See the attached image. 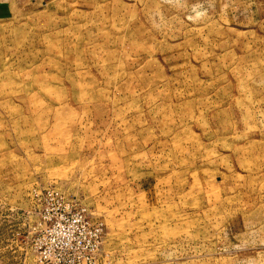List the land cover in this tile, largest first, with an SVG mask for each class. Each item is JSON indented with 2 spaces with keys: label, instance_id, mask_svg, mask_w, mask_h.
<instances>
[{
  "label": "rangeland",
  "instance_id": "1",
  "mask_svg": "<svg viewBox=\"0 0 264 264\" xmlns=\"http://www.w3.org/2000/svg\"><path fill=\"white\" fill-rule=\"evenodd\" d=\"M61 211L85 264H264V0H0V264Z\"/></svg>",
  "mask_w": 264,
  "mask_h": 264
},
{
  "label": "built area",
  "instance_id": "2",
  "mask_svg": "<svg viewBox=\"0 0 264 264\" xmlns=\"http://www.w3.org/2000/svg\"><path fill=\"white\" fill-rule=\"evenodd\" d=\"M38 238L39 264H85L101 236V225L79 212H58L48 218Z\"/></svg>",
  "mask_w": 264,
  "mask_h": 264
}]
</instances>
